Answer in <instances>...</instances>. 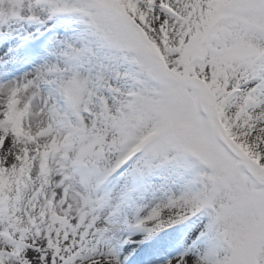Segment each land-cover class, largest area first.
I'll return each mask as SVG.
<instances>
[{"label":"snow or ice","instance_id":"6c2138e0","mask_svg":"<svg viewBox=\"0 0 264 264\" xmlns=\"http://www.w3.org/2000/svg\"><path fill=\"white\" fill-rule=\"evenodd\" d=\"M0 264H264V0H0Z\"/></svg>","mask_w":264,"mask_h":264}]
</instances>
